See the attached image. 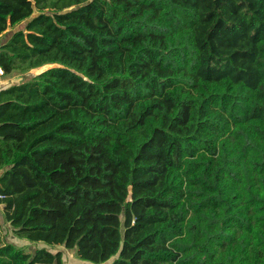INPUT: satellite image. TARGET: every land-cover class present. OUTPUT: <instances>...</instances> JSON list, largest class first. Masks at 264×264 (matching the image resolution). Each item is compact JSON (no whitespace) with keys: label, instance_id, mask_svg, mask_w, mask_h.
<instances>
[{"label":"trees","instance_id":"trees-1","mask_svg":"<svg viewBox=\"0 0 264 264\" xmlns=\"http://www.w3.org/2000/svg\"><path fill=\"white\" fill-rule=\"evenodd\" d=\"M24 27L16 29L21 24ZM0 264H264V0H0Z\"/></svg>","mask_w":264,"mask_h":264},{"label":"rangeland","instance_id":"rangeland-1","mask_svg":"<svg viewBox=\"0 0 264 264\" xmlns=\"http://www.w3.org/2000/svg\"><path fill=\"white\" fill-rule=\"evenodd\" d=\"M24 25L25 23L21 24L16 29L22 28L24 27ZM14 31L15 29L8 30L3 36L0 37V43L6 41ZM39 69L38 68L34 69L30 71L29 73L14 72L10 75L0 76V80L1 82H3L2 84H8L10 82H18L26 78H29L30 76H32V74L36 73ZM18 246L24 247L28 251L34 252L38 247L45 246V243L42 241L29 242L27 240L22 239V241L20 242ZM47 247L50 248L53 252L61 250L63 253V259L68 264H95L94 262L79 258L76 254L75 249H68L63 245L47 246ZM104 264H107V263H104Z\"/></svg>","mask_w":264,"mask_h":264},{"label":"crops","instance_id":"crops-1","mask_svg":"<svg viewBox=\"0 0 264 264\" xmlns=\"http://www.w3.org/2000/svg\"><path fill=\"white\" fill-rule=\"evenodd\" d=\"M2 83L3 82H1L0 80V89L9 84V83L8 84H2ZM3 206L4 205L0 203V225L2 226L4 233H8V241L18 246L22 241V239L13 234V227L9 222L5 220V216L3 213Z\"/></svg>","mask_w":264,"mask_h":264},{"label":"water","instance_id":"water-1","mask_svg":"<svg viewBox=\"0 0 264 264\" xmlns=\"http://www.w3.org/2000/svg\"><path fill=\"white\" fill-rule=\"evenodd\" d=\"M54 65H45V66L41 67L40 69L38 68L39 70L36 73H39L41 70L46 69V68H49V67H52Z\"/></svg>","mask_w":264,"mask_h":264},{"label":"built area","instance_id":"built-area-1","mask_svg":"<svg viewBox=\"0 0 264 264\" xmlns=\"http://www.w3.org/2000/svg\"><path fill=\"white\" fill-rule=\"evenodd\" d=\"M4 75H5L4 70H3V68L0 66V76H4Z\"/></svg>","mask_w":264,"mask_h":264}]
</instances>
